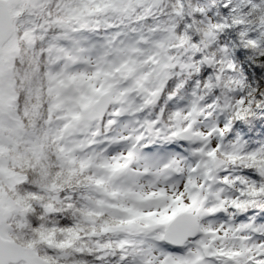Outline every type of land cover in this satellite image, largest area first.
<instances>
[{
  "label": "snow or ice",
  "instance_id": "6c2138e0",
  "mask_svg": "<svg viewBox=\"0 0 264 264\" xmlns=\"http://www.w3.org/2000/svg\"><path fill=\"white\" fill-rule=\"evenodd\" d=\"M0 264H264V0H0Z\"/></svg>",
  "mask_w": 264,
  "mask_h": 264
}]
</instances>
